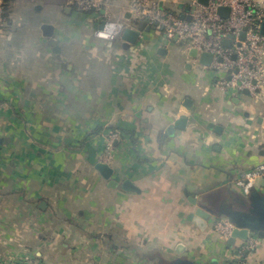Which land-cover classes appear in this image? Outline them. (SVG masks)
Segmentation results:
<instances>
[{"label": "crops", "instance_id": "1", "mask_svg": "<svg viewBox=\"0 0 264 264\" xmlns=\"http://www.w3.org/2000/svg\"><path fill=\"white\" fill-rule=\"evenodd\" d=\"M2 2L0 264H174L177 244L195 264H233L240 242L228 249L212 228L227 220L216 214L260 188L262 179L244 189L235 177L264 167V98L199 84L186 52L159 31L133 28L140 37L127 50L121 36L93 38L88 29L106 19L103 10ZM158 4L185 13L179 0ZM44 24L52 37L42 36ZM181 116L192 119L168 135ZM112 133L120 137L109 165L115 189L94 169ZM125 180L138 192L121 190ZM185 191L214 213L204 232L188 220L196 206ZM244 264H264V238Z\"/></svg>", "mask_w": 264, "mask_h": 264}, {"label": "built area", "instance_id": "2", "mask_svg": "<svg viewBox=\"0 0 264 264\" xmlns=\"http://www.w3.org/2000/svg\"><path fill=\"white\" fill-rule=\"evenodd\" d=\"M75 10L83 13H99L104 8L105 0H68ZM183 18L166 12L158 3L151 0H131L125 8L134 21L146 20L147 28L159 31L167 39L177 42L188 40L185 52L194 49L198 56L202 53L211 56L207 67L218 75L213 84L223 93L231 92L248 96L258 101L264 98V35L261 24L264 22V0H207V4L191 0ZM219 8L229 9L227 18L217 14ZM8 6L0 1V30L4 29L9 19ZM189 16L187 21L185 17ZM125 29L118 21H103L102 27L90 28L91 36L98 40L113 43ZM241 34H244L241 38ZM228 41L229 45H224ZM191 59V58H189ZM198 59V58H197ZM191 59V65L198 64ZM118 134L112 133L101 163L110 165L114 143L119 141ZM264 178V167L241 171L235 177L239 188L249 189L256 179ZM236 227L227 220H218L212 231L220 240L227 242ZM256 246V238L249 236L247 241L236 247L238 262L244 264L246 255Z\"/></svg>", "mask_w": 264, "mask_h": 264}, {"label": "water", "instance_id": "3", "mask_svg": "<svg viewBox=\"0 0 264 264\" xmlns=\"http://www.w3.org/2000/svg\"><path fill=\"white\" fill-rule=\"evenodd\" d=\"M198 3L206 5L207 0H197ZM161 6V5H160ZM183 5L180 4L179 8H182ZM184 11L188 10V7H184ZM121 18L124 20H130L131 14L127 10H122L120 12ZM217 14L221 18H227L229 14V9L227 8H219L217 10ZM183 18V15L180 16ZM188 21L189 16L185 17ZM102 27V23L99 26V29ZM41 33L43 37L50 38L53 35L54 27L51 25L44 24L40 27ZM149 29L147 28L146 31ZM261 33L264 35V22L261 24ZM244 34H241V38H243ZM140 37V33L133 28H125L121 33V41H122V49L127 50L130 45H135ZM165 37V36H164ZM176 42V38L173 39ZM224 45L228 46L229 42L225 41ZM59 49L56 47L52 51L57 52ZM158 53L160 55L165 54V50L159 49ZM187 57L191 59H197L198 64L203 67H208L211 62V56L206 53H202L198 56V53L192 49L187 52ZM186 69H190L191 65L186 64ZM242 94L247 96V92L243 91ZM237 100H234L233 103L237 104ZM183 106L187 110L195 111V107L193 106V102L190 99H185L183 102ZM192 117L181 116L174 123L169 126L166 130L168 135H173V133L177 131H183L186 128V125ZM207 129L214 131L215 133H221L222 128L219 126H215L213 124H209ZM94 169L99 173V175L108 182L107 186L111 189H115L118 186V182L112 178L114 170L107 164L97 163L94 166ZM120 188L126 192H138L136 187L129 181L125 180L120 184ZM187 196L188 201L196 206V210L194 213L188 217L190 220L201 232H204L207 228V219L214 215L213 211L204 205L198 203L196 200L190 198L185 191L184 193ZM226 208V209H225ZM222 210V213L219 215L216 214L218 218L225 217L227 221L231 222L236 228L232 231L230 238L226 242V247L228 249H233L236 241L245 242L247 241L249 236H253L255 238H264V178H262L260 182L259 190H254L250 193L247 199H240L238 201L237 206H229L225 207ZM258 236V237H257ZM175 253L179 256V258L174 262V264H195L192 261L187 259L186 247L182 244H177L175 249ZM234 256H237L236 249L234 250ZM238 262V258H235L233 264ZM214 264V262H211Z\"/></svg>", "mask_w": 264, "mask_h": 264}, {"label": "rangeland", "instance_id": "4", "mask_svg": "<svg viewBox=\"0 0 264 264\" xmlns=\"http://www.w3.org/2000/svg\"><path fill=\"white\" fill-rule=\"evenodd\" d=\"M2 2V0H0ZM64 4L68 7V8H72V12L76 15H88L90 13H83V12H79L77 10H75L72 6H70L71 4L69 3L68 0H63ZM154 2H157L159 0H152ZM180 2L184 3V5H187L191 0H179ZM106 2V6H104V8L106 9V11L108 12V17L106 19H104L103 21H116L118 20L123 27L127 28H135L138 26V24H140L139 22L134 21L133 19L130 20H124L121 18V14L120 12L122 10H126V9H118L119 10V14L117 13L118 10H116V7H123V8H128L130 6L131 0H105ZM5 3V2H3ZM10 6V4H9ZM11 8V6H10ZM163 9L174 15V16H180V13L178 10H180L179 8H177L176 6L173 5H168V4H164ZM88 33L91 35V30L90 28L88 29ZM189 44L188 40H184L181 42H173V47L177 48L178 52L179 51H185V47ZM187 55V52L185 53ZM191 62V59L189 60ZM192 75H194L197 80L198 83L201 85H205L210 86V82L213 81L218 75H216L213 71H211L210 69H208L207 67H203L199 64H194L191 66V69L189 71ZM231 94V92H229ZM257 183H259V179L256 180L255 185H257ZM215 233V232H214ZM216 237H219L217 233H215ZM220 239V237H219ZM223 242V241H222Z\"/></svg>", "mask_w": 264, "mask_h": 264}, {"label": "trees", "instance_id": "5", "mask_svg": "<svg viewBox=\"0 0 264 264\" xmlns=\"http://www.w3.org/2000/svg\"><path fill=\"white\" fill-rule=\"evenodd\" d=\"M136 22L140 23L137 26V28H139V30H141L142 32L146 31V28H147V21L146 20H139V21H136Z\"/></svg>", "mask_w": 264, "mask_h": 264}]
</instances>
